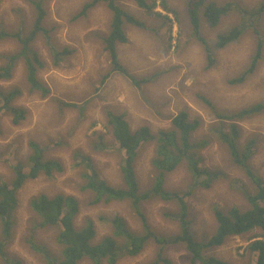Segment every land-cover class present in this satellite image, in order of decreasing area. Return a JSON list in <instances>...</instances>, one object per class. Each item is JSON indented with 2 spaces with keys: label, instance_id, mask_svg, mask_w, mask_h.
Masks as SVG:
<instances>
[{
  "label": "rangeland",
  "instance_id": "obj_1",
  "mask_svg": "<svg viewBox=\"0 0 264 264\" xmlns=\"http://www.w3.org/2000/svg\"><path fill=\"white\" fill-rule=\"evenodd\" d=\"M32 1L0 0V30L18 32L23 23L27 31L33 28L37 9ZM36 1L46 11L44 26L50 31L53 45L60 49L68 48L73 53L60 66H55L45 37L39 35L33 43L46 62L45 68L39 72V79L51 90L46 98L40 92L30 91L22 61L13 80L0 81V86L5 88L18 85L24 90L15 104L27 110V116L20 125H14L12 116L0 111V183L11 182L13 173L10 165L27 162L31 141L49 146L48 157L59 159L65 170L53 177L42 175L29 180L18 191L17 227L13 243L8 248L12 257L24 264H45L42 255L34 252L28 244L31 234L28 228L34 219L30 201L41 194L76 196L82 205L76 224L82 227L85 219L91 218L97 226L95 243L111 232V222L117 215L125 218L133 228H139V220L129 204L101 203L93 207L89 204L91 195L83 193L80 188L84 183L82 175L87 170L77 165L80 163L77 153L89 156L109 184L124 185L120 170L125 152L112 144V136L107 129L109 111L125 114L133 129L149 126L154 133L171 128L173 117L182 111H186L190 119L201 122L200 128L193 134L194 140L208 143L200 151L202 165L219 170L222 173L219 181L211 189L192 190L193 184L184 166L166 178L169 190L190 193L187 199L197 239H207L213 232L215 207L227 210L232 205H247L241 186L253 187L243 171L231 163L228 149L218 140L215 129L220 123L217 113L264 101V59L258 71L244 84L231 85L230 81L246 70L255 54L257 37L253 28L246 29L239 41L225 49L214 48L220 34L241 25L243 9L250 11L257 8L263 0H215L221 6L230 2L234 7L217 28H210L202 18V35L215 52L216 63L211 68L205 46L193 36L187 14L188 0H166L176 15L168 14L159 6L156 11L163 15L161 17L140 9L133 0H121L125 9L146 24V28L127 25L129 41L118 46L121 62L133 76L138 79L151 77L152 80L141 87L119 74L112 75L101 84L111 70L110 58L103 43L112 17L106 5L102 4L87 15L80 16L83 6L92 0ZM258 27L264 36V16ZM17 51L18 44L15 42H0V65L2 54ZM67 103L77 104L79 108L65 106ZM84 106L86 110L82 113L80 108ZM240 126L242 146L249 140L257 139L256 155L251 165L264 178V115L246 120ZM99 135L104 137L105 143L98 138ZM99 143L108 149H100ZM154 150L153 144L144 146L135 162L142 190L149 187L151 178L155 176L151 164ZM143 209L156 233H178L177 223L165 214L168 210L175 214V207L152 200L143 204ZM252 235L233 237L225 245L207 253L230 264H255V254L246 249ZM56 236L55 229L37 230L34 231L33 242L59 254L61 248ZM158 252L159 246L151 242L139 255L121 257L115 264H154ZM164 255L171 260V264H193L181 246L168 247ZM0 264L6 263L0 259ZM80 264H90V261Z\"/></svg>",
  "mask_w": 264,
  "mask_h": 264
},
{
  "label": "trees",
  "instance_id": "obj_2",
  "mask_svg": "<svg viewBox=\"0 0 264 264\" xmlns=\"http://www.w3.org/2000/svg\"><path fill=\"white\" fill-rule=\"evenodd\" d=\"M136 5L150 14L163 16L156 8L161 6L168 14L176 15L166 0H133ZM37 9V18L33 28L27 31L23 23L18 32L0 30V42L12 41L18 44L16 53L1 55L0 81L13 80L22 61L25 67L26 81L31 92H40L43 98L50 95L51 90L39 79V72L45 68L46 62L42 60L33 43L39 35H43L55 66H60L67 57L73 53L68 48H57L53 45L50 31L44 26L46 11L39 1H32ZM106 5L111 12V21L108 33L103 37L105 51L108 53L111 63L110 72L103 77L101 84L114 74L126 76L137 87L149 83L151 77L138 79L133 76L122 64L118 51L120 44L129 41L126 26L133 25L146 28V24L138 20L132 13L125 9L121 0H92L83 6L80 16L100 5ZM233 4L228 2L219 5L215 0H188L187 14L192 26V33L198 41L205 46L209 68L215 65L214 49L223 50L227 46L239 41L246 29L253 28L257 37L255 54L250 65L240 75L234 77L231 85L244 84L261 67L264 59V36L259 29L260 20L264 16V0L257 8L250 11L242 10V23L217 37L215 48L209 46L204 39L202 18L210 28H217L222 19L233 9ZM167 17V16H166ZM139 83V84H138ZM24 90L18 86L5 88L0 86V111L12 116L14 125H20L27 116V110L17 106V99L23 96ZM204 99V97H203ZM206 101V99H205ZM209 104V102H208ZM65 106L79 108L77 104L67 103ZM213 108L216 109L214 105ZM84 113L86 106L80 108ZM264 115V101L252 104L248 107L217 113L218 140L223 143L229 152L231 163L241 169L249 179L251 189L247 185L241 186L243 197L248 205H232L223 210L215 207L213 210L215 227L207 239L199 240L193 233V220L190 218V207L185 194L179 191H171L166 187L167 175L184 166L191 178L193 189H211L219 181L222 173L202 165L200 151L207 146V142L195 141L193 134L201 126L199 120H192L186 111L173 117L171 128L160 129L154 133L149 126H141L138 129L131 128L125 114L114 111L107 112V129L112 136V144L118 146L119 151H124V160L121 166L123 186H113L104 180L94 167L92 159L81 153L76 154L80 160L78 166L87 171L82 175L84 183L80 188L83 193L90 194V206L101 203H127L139 220V228H133L129 222L120 215L113 218L111 232L99 243L94 240L97 237V226L91 218H86L82 227L76 224L81 214V202L76 196L57 194L53 197L41 194L30 201L33 212V222L29 226L28 244L34 252L42 255L45 264H80L85 260L90 264H115L124 256L134 257L142 253L151 242L159 246L157 262L154 264H171L164 253L168 247H183L193 264H230L227 261L208 255V251L221 247L233 238L253 234L246 247L256 256L255 264H264V178L260 176L251 165V160L256 155L257 139L249 140L242 146L240 140L243 136L240 124L246 120ZM1 133V129H0ZM104 142V137H98ZM105 143V142H104ZM116 144V145H115ZM154 145V157L151 161L155 176L151 178L150 185L142 190L138 181L135 162L139 150L146 145ZM60 145V144H59ZM31 154L27 162H17L10 165L13 173L11 182L0 183V259L6 264H24L22 260L12 257L8 252L9 245L13 243L17 227L16 210L19 206L18 191L29 180H35L44 175L53 177L64 172L63 163L57 158L48 157L49 146H42L36 141L29 143ZM98 147L105 150L108 147L99 143ZM88 176V177H87ZM158 200L175 207L177 212L172 214L168 210L165 214L178 225V233L166 235L156 233L143 209L146 202ZM246 207V208H245ZM57 230V244L60 253H55L45 245L33 242L34 231L41 229ZM261 231L262 233H256Z\"/></svg>",
  "mask_w": 264,
  "mask_h": 264
},
{
  "label": "bare ground",
  "instance_id": "obj_3",
  "mask_svg": "<svg viewBox=\"0 0 264 264\" xmlns=\"http://www.w3.org/2000/svg\"><path fill=\"white\" fill-rule=\"evenodd\" d=\"M139 84V83H138ZM18 100V99H17ZM104 155V154H103ZM154 168V167H153ZM88 177V176H87ZM109 215V214H108ZM113 215V214H112Z\"/></svg>",
  "mask_w": 264,
  "mask_h": 264
}]
</instances>
